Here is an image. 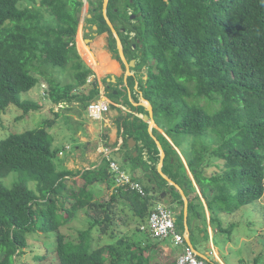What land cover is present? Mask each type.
I'll return each mask as SVG.
<instances>
[{"label":"trees","instance_id":"obj_1","mask_svg":"<svg viewBox=\"0 0 264 264\" xmlns=\"http://www.w3.org/2000/svg\"><path fill=\"white\" fill-rule=\"evenodd\" d=\"M121 1L110 0V18L126 20V32L140 40L141 63L136 70L144 73V97L153 107L156 125L187 160L211 213V224H218L221 214L233 215L264 201V0H124L125 12ZM89 3L96 10L99 33L111 34L112 50L118 53L102 12L103 0ZM83 7L84 0H0V124L11 106L23 111L21 119L42 110L40 104L22 98L40 83L36 75L47 79L48 96L55 106L78 103L88 110L100 97L99 82L88 83L95 72L77 47V15ZM131 9L137 25L130 19ZM133 42L125 52L132 51ZM79 48L96 69L84 43ZM48 66L69 71L74 83L62 86L47 78ZM135 81L129 78L130 88ZM118 86L119 82H111V99L117 96ZM59 118L56 113L55 119L0 141V264H17L28 237L37 232L57 236L53 254L48 251L39 257L49 264H177L173 251L162 260L166 241L156 238L145 245L125 247L119 240L118 245L93 248V232L109 234L119 220L120 206L128 204L136 218L147 222L155 198L134 191L114 194V176L106 159L100 168L78 173L58 166L55 161L61 153L54 148L50 131ZM125 122L120 121L125 135L143 142V148H136L138 157L131 152L127 158L136 172L148 170L143 151L159 152L149 125L139 119L135 126ZM153 136L166 155L163 173L185 187L187 220L203 218L201 198L191 196L196 190L178 153L156 129ZM210 169L213 173L208 176ZM12 173H18V178L9 188L3 181ZM156 175L168 186L161 174ZM100 185L112 192L109 199L99 196ZM168 187L175 192L184 218L180 192ZM146 191L152 193L150 188ZM82 210L90 215L89 228L79 232L77 242L67 240L61 229ZM234 229L227 230L230 237Z\"/></svg>","mask_w":264,"mask_h":264},{"label":"rangeland","instance_id":"obj_2","mask_svg":"<svg viewBox=\"0 0 264 264\" xmlns=\"http://www.w3.org/2000/svg\"><path fill=\"white\" fill-rule=\"evenodd\" d=\"M87 2V5H85L84 0V7L81 13H84L85 16L83 21L80 23L77 35V47L79 55L81 54L79 44L81 43L83 45L84 43L86 45V42L83 41L84 38H90L89 34L92 35L93 32L92 30H90L88 34L85 33L84 35L83 29L85 19L89 18V16L92 15V9H94L89 3V0H87ZM132 12L133 10L131 9L129 13L132 14ZM52 19L53 18H50V21ZM132 23L136 25L138 24V22L134 21ZM135 35L136 34L125 32V34H121V37L125 38V40L128 38L129 41H131L135 38ZM107 36L108 34H104L96 38L94 41L96 42V44L93 42L92 48L90 47L92 49L91 52H105L108 54L109 48L107 45L112 42V36L111 38L110 36ZM124 45L126 46V48L128 47L127 42H125ZM112 54L113 57L119 56L118 53H115L113 51ZM126 54L128 57L133 55L132 51L128 49ZM133 56L135 57V55ZM136 57L140 58V55L138 54ZM84 59L83 61L86 63V65L91 68V66H89L88 64L90 62V57L87 56V60ZM139 62L141 63V61ZM139 65L140 64L138 63V66ZM142 67L143 66H141L140 68ZM124 68L123 70H125ZM45 69L46 77L54 79L57 83L61 84L62 86L74 83L73 76L69 71H64L60 68L53 69L51 66H48ZM100 70L101 69L99 68L98 71L100 72ZM137 72L138 70H135V73ZM36 76L39 77L40 83L30 93L23 94L22 98L23 100H30L40 104L43 107L42 110L40 112H31L26 115L23 119H21V117L23 116V111H21L17 107L11 106L7 113L2 117V122L0 124V141L8 137L10 134H19L28 130H33L39 127L40 124L45 120L55 119V114L57 113L60 115V118L57 121L56 127L50 131V133L55 139L54 148L61 149L67 146L68 144H74L72 131L74 132L75 130L74 123L76 122L74 120V113L72 111L73 109L77 108L76 105L64 104L63 106H55L50 101L48 96L49 83L47 79L42 78L38 75ZM138 79L144 87V73L141 74L139 72L136 81H138ZM95 80L99 82L100 90L101 86L103 85L104 88L107 89L108 93L109 87L111 86V82H109V80L107 81V78L99 79L95 75L89 79V85L94 83ZM62 135H67L69 139L62 141V139H60ZM59 157L61 158V156ZM179 157L182 160L183 164L187 163L185 157ZM60 158L55 161L58 166L61 164ZM122 167L125 168L126 173H131L130 168L127 164H123ZM212 173V169H210L207 175L211 176ZM17 178L18 173H12L8 178L4 179L3 182L7 187L10 188L17 181ZM33 185L34 184H30L32 188H34ZM111 195L112 192L109 193L104 190V193L101 192L99 196L106 197L107 199H109ZM164 201L165 202H163V204L170 206L175 213L178 231L180 233H186V231L190 229L192 245L211 263L216 262L218 264H264V201L246 206L234 213L233 215H219V223L215 225L211 224V227L208 226L207 229L205 227L204 229H202L201 232L199 231L200 234L195 232L194 221L192 220V218L188 221L185 216L184 218L180 217V214L183 209L180 203L175 204L174 201H171L169 199H165ZM156 206L157 205H155V207ZM118 212L119 220L115 222V226L109 231V234L102 235L98 231L93 232L92 246L94 249L101 248L104 246L118 245L117 242L119 240H124L125 247L133 246L135 244L145 245L153 241L154 237L152 236V234L148 231L142 230V227L146 225L147 222L141 221L140 219L136 218L134 212L128 204L120 206ZM90 222L91 218L89 213L86 210L79 211L75 220L69 225L64 226L61 229V233L66 236L67 240L77 242L79 232L87 230L89 228ZM233 226H235V229L232 231V235L230 237V235L227 234V230H229ZM203 231L205 233H203ZM112 234L115 235L114 238H112ZM56 240L57 236L55 234L46 236L41 232H37L35 234L30 235L28 237V247L24 250V255L17 260V264H49L47 263L49 261H42L39 259V257L46 255L48 251H50L51 253L54 252L57 246ZM166 245L171 251H173V253L177 254L178 258L185 254L186 248L175 245L173 242H171V240H167ZM213 245L215 246V249ZM163 253H165L164 249ZM167 255H169L168 252ZM167 255L165 256V254H162L163 261L167 260Z\"/></svg>","mask_w":264,"mask_h":264},{"label":"crops","instance_id":"obj_3","mask_svg":"<svg viewBox=\"0 0 264 264\" xmlns=\"http://www.w3.org/2000/svg\"><path fill=\"white\" fill-rule=\"evenodd\" d=\"M94 43L96 44V42ZM91 50L89 51V53L92 55L93 59L95 60L94 63L98 66V69L96 71L94 67L90 65V62L88 63L89 66H91L92 70L95 72V75L99 79L107 78V80H109V82H112L113 84L116 83L118 84L119 82V86L117 88L118 90L114 92L115 95L116 93L118 94L117 96H115V99H111L109 94L107 93V89H105L103 85L101 86V90L104 93L105 100H107L111 104L110 111L105 113L101 120H94L90 118L87 109L83 108L80 104L75 103L77 108L73 109L72 111L74 113V120L76 122L74 123L75 130L74 132L72 131V136L74 138L73 140L75 145L68 144L64 148L58 149L59 152L62 153L60 158L61 159L60 165L65 166L66 169L74 173H78L80 171L84 172L85 170H90V169H97L103 165V162L105 160L106 155L105 154L103 155L102 151L108 150V156L112 160L117 161L120 167L124 171L126 170L125 168L122 167V165L123 164L128 165L131 173L129 172L127 173H129V175H131L132 177V173L136 172V170L134 169V162L130 161V159L127 158V156L132 152L133 157L136 158L135 153L136 152L138 153V151H136V148L137 147L143 148V142L138 141L135 136L130 137V134L125 135V130L120 128V121L124 123L125 121L130 120L133 126L136 125L137 119L147 123L145 121V116L149 115L151 104L144 97L143 86L139 82V79L138 81H135L136 83L133 86H131L132 88H130L129 79H128V89L126 88L125 71L123 70V66L113 58V55L111 53L108 54L105 52L93 53L91 52ZM80 55L84 59L83 55L82 54ZM99 68L102 69L103 73L98 71ZM98 73L101 75H99ZM113 76L116 77V81L112 79ZM143 80H144L143 83L146 84L145 77ZM110 88L111 87H109V89ZM147 124L149 125L148 132L150 136L154 140H156L157 149L159 150V152H157V150L155 149H151V150L145 149L143 151L142 157H143V161L146 162L148 166V170L144 171V169L143 170L141 169L143 173L139 170L136 172V174L135 173L133 174L138 176L137 177V179H139L138 182L145 188V191L146 188L152 189V193H148V196L155 198L154 208L157 203L165 202L164 201L165 199H169L171 201H174L175 204H178L180 202L178 200L175 201V192L171 190L170 187H168L171 186V183H169L165 179L168 182V186H165L162 184L161 181H158L156 178L157 176L156 174H160V162L162 159V155L165 152L163 151L157 137L153 136L154 129H156L162 136H164L171 143V145L176 150L179 156L182 157L184 156L182 154V151L179 148H177L174 142L167 136L165 130L160 129L156 125V123L154 127H150V123ZM134 133L136 134V131ZM131 138L135 139V141L137 142L134 148L129 146V140ZM60 139H62L63 141L69 138L67 137V135H62ZM126 141H128V147L125 146ZM184 164L187 170V175L189 179L193 182V187L196 190V193L195 194L191 193V196L194 197L196 195H199L203 204V206L201 207V213L203 215V218L196 220L192 219L194 221L195 232L200 234L199 231L201 232L202 229H204L205 227L206 229L208 226L211 227V221H210L211 213L208 210V206L202 195V191L198 186L192 172L190 171L187 163ZM163 168H164V164L162 166V173H163ZM164 175L170 178L169 175L167 174ZM179 187L185 195V187H181V186ZM104 190H105V185H100L98 188V194L100 195L101 192L104 193ZM177 190L180 192L179 189ZM163 193H167V196H165L164 199H161V195ZM181 196L184 202V197L182 194ZM184 211H185V203H184ZM190 231L191 230L188 229L186 232L190 234ZM190 239H191V234H190ZM166 243L165 246H167ZM213 247L215 249L214 245ZM164 251H165L164 253L165 256L167 255V252L168 254L171 253V250L167 247L164 248Z\"/></svg>","mask_w":264,"mask_h":264},{"label":"built area","instance_id":"obj_4","mask_svg":"<svg viewBox=\"0 0 264 264\" xmlns=\"http://www.w3.org/2000/svg\"><path fill=\"white\" fill-rule=\"evenodd\" d=\"M110 107L111 104L105 100L104 93L101 90L100 97L89 105L87 111L90 118L101 120L103 115L110 111ZM102 153L106 155L105 159L109 162L110 172L114 176V187L112 190L114 194L118 195L121 191H134L144 197L148 196L145 188L139 182L133 180L131 175L126 173L117 161L112 160L108 156V150H104ZM156 205L142 230L150 232L154 238L161 241L171 240L175 245L185 247V254L178 258L177 264H211L209 260L200 259L187 245L186 238L189 234L178 231L177 219L173 209L162 202Z\"/></svg>","mask_w":264,"mask_h":264},{"label":"water","instance_id":"obj_5","mask_svg":"<svg viewBox=\"0 0 264 264\" xmlns=\"http://www.w3.org/2000/svg\"><path fill=\"white\" fill-rule=\"evenodd\" d=\"M105 3H104V13L105 15H107V8H108V4H109V0H104ZM87 0H85V5H87ZM86 11V9H85ZM84 16L85 14L84 13H78L77 17H78V21L81 23L84 19ZM91 16H89L90 18ZM109 25H110V28L112 30V32L114 33L116 39H117V45H118V51H119V54H120V57L125 65V84H126V88L128 89V79L129 78H134V79H137L138 77V74L139 72L135 73V70L137 69L138 65H137V61L135 60H132V61H128L126 56H125V52H124V47H123V43L116 31V29L114 28L113 24L108 21ZM95 29L97 30V27H95ZM112 79L114 81H116V77L113 76ZM118 93H116L117 95ZM145 121L147 123H150V127H154L155 126V120H154V110H153V107L150 106V110H149V115L145 116ZM137 142L135 141V139L131 138L129 140V146L134 148L136 146ZM138 156V153L136 152L135 153V157ZM164 160H165V153H163L162 155V159H161V162H160V174L169 182L171 183V186L173 187H176L177 189L180 190L181 194L183 195L184 197V203H185V211H184V215H185V218L188 219V210H189V202H188V199L186 198V196L184 195L183 191L180 189V187L178 185H176L170 178H168L167 176H165L163 173H162V166L164 164ZM165 196H167V193H163L161 195V199H164ZM186 242H187V245L194 251V253L200 258V259H203V260H206L208 261V259L202 255L201 253H199L195 248L194 246L192 245V242H191V239H190V234L189 236L186 238Z\"/></svg>","mask_w":264,"mask_h":264},{"label":"flooded vegetation","instance_id":"obj_6","mask_svg":"<svg viewBox=\"0 0 264 264\" xmlns=\"http://www.w3.org/2000/svg\"><path fill=\"white\" fill-rule=\"evenodd\" d=\"M104 3H105V1L103 0V9H102V12H103V15H104V17H105V20L107 21V24H108V26L110 27V25H109V23H108V21H110L112 24H113V26H114V28L116 29V31H117V33H118V35H119V37H120V39H121V41H122V43H123V41H125V38H123V37H121V34L123 33V34H125V32H126V29H125V27H124V24H126V20H124V19H122L121 21H115V22H113L112 20H111V18H110V10H109V5H110V0H109V4H108V8H107V15H105V13H104ZM121 4H122V12H125V1L124 0H122L121 1ZM121 4H120V7H121ZM95 8L94 9H92V15H90L91 17L90 18H86L85 19V24H84V35H85V33L86 34H88L89 33V31L90 30H92L93 32H92V35H90L89 34V36H90V38H84V42H86V47L87 48H89V50L87 49V48H85L86 49V51H90L91 49H90V47L93 45L92 43L95 41V39L96 38H98V37H100V36H102V35H106V34H108V36L107 37H109L110 36V38H111V34L109 33V32H106V33H103V34H100L99 33V28H100V26H99V24H95V21L96 20H94V17H95ZM118 10H116V12H117ZM137 16L136 15H134L133 14V12H132V14H131V17H130V19H131V21L133 22H137V18H136ZM136 18V19H135ZM125 21L124 23H122V21ZM95 27H97V30L95 29ZM119 28V29H118ZM111 29V28H110ZM112 31V30H111ZM112 34H113V36H114V38H115V40H116V37H115V35H114V33L112 32ZM133 34H135V33H133ZM133 41H136V44L133 42ZM130 42H133L132 43V51H136L137 52V44L138 43H140V40L139 39H137V37H136V35H135V38L133 39V40H131ZM130 42H128V45H129V43ZM108 48H109V53H111L112 54V42L111 43H109L108 45ZM116 46H117V50H118V45H117V40H116ZM123 47H124V52H125V45L123 44ZM141 48H142V45H141ZM114 52V51H113ZM118 54H119V51H118ZM139 53L137 52L136 53V55H135V57H132V55L131 56H127V54H126V52H125V56H126V58H127V60L130 62V61H132V60H135V61H137V65H138V63L140 64V58L139 57H136L137 55H138ZM113 55V54H112ZM116 61H118L122 66H123V68L125 67V65H124V63H123V61H122V59H121V57H120V54H119V56L118 57H113ZM86 59V58H85ZM87 60V59H86ZM94 62H95V60H94ZM91 65V64H90ZM97 69H98V66L96 65V71H97ZM125 69V68H124ZM102 71V69L100 70V72ZM125 71V70H124ZM108 81V80H107ZM111 87V86H110Z\"/></svg>","mask_w":264,"mask_h":264},{"label":"bare ground","instance_id":"obj_7","mask_svg":"<svg viewBox=\"0 0 264 264\" xmlns=\"http://www.w3.org/2000/svg\"><path fill=\"white\" fill-rule=\"evenodd\" d=\"M103 73V71H101Z\"/></svg>","mask_w":264,"mask_h":264}]
</instances>
